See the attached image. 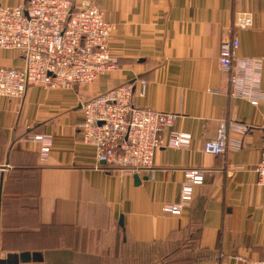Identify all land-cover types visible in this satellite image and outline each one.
I'll use <instances>...</instances> for the list:
<instances>
[{
  "label": "crops",
  "instance_id": "1",
  "mask_svg": "<svg viewBox=\"0 0 264 264\" xmlns=\"http://www.w3.org/2000/svg\"><path fill=\"white\" fill-rule=\"evenodd\" d=\"M24 1L0 0V9ZM94 2L113 25L109 50L120 69L74 90L32 87L21 100L0 98V254H26L39 264L264 260V188L255 171L264 103L232 98L219 68L239 12H252L254 25L236 33L238 56L264 59V0ZM23 66L18 53L0 50V67ZM135 80L147 81L148 90L139 98L137 84L134 105L177 114L163 136L188 134L191 142L159 149L153 168L133 175L98 163L80 127L84 101ZM223 123L254 129L243 137L230 132L242 139L240 152L205 154ZM28 135L53 137L46 162L38 144L24 141ZM194 170L205 172V182L194 189L192 205L181 216L165 214V206L180 203L185 173Z\"/></svg>",
  "mask_w": 264,
  "mask_h": 264
},
{
  "label": "built area",
  "instance_id": "2",
  "mask_svg": "<svg viewBox=\"0 0 264 264\" xmlns=\"http://www.w3.org/2000/svg\"><path fill=\"white\" fill-rule=\"evenodd\" d=\"M76 8L72 0H26L15 7L0 9V50L14 51L24 61L22 68L0 67V98L21 100L32 87L46 91L74 90L95 83L120 69L119 58L109 50L113 25L94 0H81ZM254 25L252 12L236 15L232 38L221 46L219 68L228 77L229 94L258 107L264 103L262 78L264 59L240 58L237 32ZM139 98H145L148 82L135 80L115 87L81 104L84 122L80 127L83 142L95 149L98 163L140 174L154 166L161 148H183L191 142L188 134L164 132L172 128L177 114L139 108L133 103L136 86ZM254 128L223 123L215 139L204 146V153L221 156L243 148L240 138ZM262 156L255 171L257 186L264 188V126L261 127ZM25 142L40 146V161L46 162L53 148L51 135H28ZM237 167L236 170H243ZM205 182L201 170L185 173L179 204L165 206V214L181 216L192 205L194 189ZM252 264H264V260Z\"/></svg>",
  "mask_w": 264,
  "mask_h": 264
},
{
  "label": "water",
  "instance_id": "3",
  "mask_svg": "<svg viewBox=\"0 0 264 264\" xmlns=\"http://www.w3.org/2000/svg\"><path fill=\"white\" fill-rule=\"evenodd\" d=\"M3 170L6 167H2ZM3 181L0 179V182ZM2 186L0 185V209H1V199H2ZM122 225V220L120 222ZM0 264H39L37 260L32 259L30 256L26 254L16 255V254H8V255H1L0 254Z\"/></svg>",
  "mask_w": 264,
  "mask_h": 264
},
{
  "label": "trees",
  "instance_id": "4",
  "mask_svg": "<svg viewBox=\"0 0 264 264\" xmlns=\"http://www.w3.org/2000/svg\"><path fill=\"white\" fill-rule=\"evenodd\" d=\"M166 262H167V261H166ZM166 262H165V263H166Z\"/></svg>",
  "mask_w": 264,
  "mask_h": 264
}]
</instances>
